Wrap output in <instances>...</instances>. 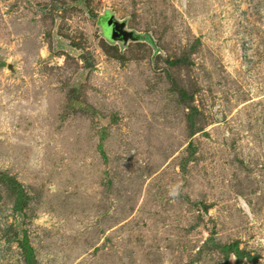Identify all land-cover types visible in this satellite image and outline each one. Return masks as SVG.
<instances>
[{
  "label": "rangeland",
  "instance_id": "rangeland-1",
  "mask_svg": "<svg viewBox=\"0 0 264 264\" xmlns=\"http://www.w3.org/2000/svg\"><path fill=\"white\" fill-rule=\"evenodd\" d=\"M0 264H264V0H0Z\"/></svg>",
  "mask_w": 264,
  "mask_h": 264
},
{
  "label": "water",
  "instance_id": "water-1",
  "mask_svg": "<svg viewBox=\"0 0 264 264\" xmlns=\"http://www.w3.org/2000/svg\"><path fill=\"white\" fill-rule=\"evenodd\" d=\"M108 20H109V22H112L113 21V17L112 16H109ZM115 23H116V26H118V23L116 21H115Z\"/></svg>",
  "mask_w": 264,
  "mask_h": 264
}]
</instances>
